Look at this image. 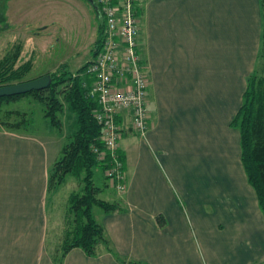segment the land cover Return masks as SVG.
I'll list each match as a JSON object with an SVG mask.
<instances>
[{
	"label": "crops",
	"instance_id": "crops-1",
	"mask_svg": "<svg viewBox=\"0 0 264 264\" xmlns=\"http://www.w3.org/2000/svg\"><path fill=\"white\" fill-rule=\"evenodd\" d=\"M142 2L150 122L120 139L126 187L103 198L118 208L94 214L111 249L55 260L63 223L52 227L48 184L63 146L0 129V264L264 263V212L231 124L258 62L260 0ZM5 16L12 26L17 13L7 5Z\"/></svg>",
	"mask_w": 264,
	"mask_h": 264
},
{
	"label": "trees",
	"instance_id": "trees-1",
	"mask_svg": "<svg viewBox=\"0 0 264 264\" xmlns=\"http://www.w3.org/2000/svg\"><path fill=\"white\" fill-rule=\"evenodd\" d=\"M260 5L262 15L260 49L262 51L263 47L264 55V0H260ZM3 6L0 8V13L6 19L5 7ZM97 10V13L99 12V15L97 14L99 34L93 44L92 57L101 46L105 28V20L99 11V6ZM136 10L139 15L143 12L141 6H138ZM19 48L20 45H17L14 53L6 54L0 60V83L7 84L16 80L22 81L23 76L31 70L33 66L31 60L16 66L20 53ZM259 54H261L260 50ZM88 62L79 68L75 74L63 65L59 66V70L50 73L52 81L49 87L42 89H48L52 92L51 99L45 97V101L48 103L46 116L51 119L52 123L61 125L59 124L60 119L57 112L62 111V114H65L63 112L66 106L65 103L76 117L72 139L63 145L59 159L50 166L52 171L49 174L48 189L54 188L55 181L57 185L62 184L68 174L74 175L82 183L79 191L71 192L68 195L63 230H61V234L58 233L56 242L52 243L53 247L50 249L57 262H62L68 250L73 247H81L87 254L92 256L100 252L101 245H104L108 250L111 249L105 228L94 215V207L99 206L106 211L118 208V203L98 196L101 188L95 185L93 179L94 167L101 165L105 170L111 163V156L110 153H107L109 157H106L104 161H100L98 154L94 151L95 147L105 149V145L100 138L101 126L93 114L97 108V102L87 95V88L83 85L87 79L81 72H84ZM63 81L69 82V89L63 95L64 100L58 96L56 91V85ZM32 92L35 96L42 97H40L41 90H33ZM21 95L23 94L0 97V116L2 112H5L7 117L14 114L21 116V119L12 121L10 126L14 130L20 127L19 125L24 121L25 113L15 109L2 110V102L6 98H15ZM2 121L5 124L9 122L8 119L7 121L2 119ZM231 124L240 131L242 162L249 181L256 189L260 206L264 212V76H258L257 70H254L248 76L242 104ZM117 155L123 160L120 150H117Z\"/></svg>",
	"mask_w": 264,
	"mask_h": 264
},
{
	"label": "rangeland",
	"instance_id": "rangeland-1",
	"mask_svg": "<svg viewBox=\"0 0 264 264\" xmlns=\"http://www.w3.org/2000/svg\"><path fill=\"white\" fill-rule=\"evenodd\" d=\"M1 1L4 2V6L2 5L5 7L4 11L6 6L10 5L17 16H14L16 20L12 26L10 23H6L8 20L5 19V26L2 24L3 26L0 27V60L6 54L14 53L16 46L20 45L16 66L28 60L33 63L31 70L23 76L22 81L53 73L59 70L61 65L75 74L91 59L93 44L99 34V23L94 10L90 9L85 0H0V4ZM142 1L144 0H139L140 5L143 4ZM20 2L27 5L25 13L21 12ZM58 11L63 16L60 20L57 17ZM139 17L142 23V14ZM260 52L254 70H257L258 76H264L263 47ZM14 82H19V80ZM0 85H4V83H0ZM68 85L69 82L67 81L56 85L57 94L62 100H64L63 95L69 89ZM40 93L41 98L35 96L32 91L15 98H6L2 102V110L15 109L25 113L24 121L15 130L42 137L50 144L52 152L55 144L53 142L57 141V145L61 143L63 146L72 139V132L75 130V115L65 103L66 106L63 109L65 114H62V111L57 112L61 125L52 123L51 119L46 116L48 103L45 101L46 96L51 99L52 92L48 89H41ZM67 113H69L68 116ZM20 117L15 114L7 117L5 112H2L0 129L14 130L10 125H12V121L21 119ZM6 118L9 120L8 124L2 121V119L7 121ZM51 171L52 168H50V173ZM93 179L95 185L102 189L98 193L99 197L105 198L107 191H113L114 188L108 186L110 184L104 177V170L101 165L94 167ZM53 187V189H48V210L50 208V220L54 221L52 227L56 225L59 217L64 223L67 209L66 197L71 192L79 191L82 183L77 178L74 179L73 176H70L69 179L67 175L62 184L57 185L55 181ZM117 190L121 193L124 192V189L119 190L117 188ZM103 211L99 206L94 207V214L97 217ZM61 230L63 229H59L57 233L61 234Z\"/></svg>",
	"mask_w": 264,
	"mask_h": 264
},
{
	"label": "built area",
	"instance_id": "built-area-1",
	"mask_svg": "<svg viewBox=\"0 0 264 264\" xmlns=\"http://www.w3.org/2000/svg\"><path fill=\"white\" fill-rule=\"evenodd\" d=\"M105 20L100 48L81 74L87 95L97 102L94 117L101 126L105 149L94 148L104 161L107 182L125 190L123 160L117 155L120 139L126 131L145 135L150 122L148 69L141 55L139 0H95Z\"/></svg>",
	"mask_w": 264,
	"mask_h": 264
},
{
	"label": "water",
	"instance_id": "water-1",
	"mask_svg": "<svg viewBox=\"0 0 264 264\" xmlns=\"http://www.w3.org/2000/svg\"><path fill=\"white\" fill-rule=\"evenodd\" d=\"M92 3H94L93 0H92ZM1 15L4 20V16L2 13H0V16ZM51 81H52L51 75L45 74L40 77L28 79L25 81H19V82L0 85V97L14 96L18 94L28 93L33 90H41V89L47 88L50 85Z\"/></svg>",
	"mask_w": 264,
	"mask_h": 264
},
{
	"label": "flooded vegetation",
	"instance_id": "flooded-vegetation-1",
	"mask_svg": "<svg viewBox=\"0 0 264 264\" xmlns=\"http://www.w3.org/2000/svg\"><path fill=\"white\" fill-rule=\"evenodd\" d=\"M87 3H88V5H89V7H90V9L91 10H94V12L97 14V9H98V5L96 4V1L95 0H93L94 1V3H92V0H85ZM3 5V2L1 1V4H0V8H1V6ZM0 11H1V9H0ZM4 25L5 24V19L3 20V18H2V15L0 16V27H1V25ZM2 25V26H3ZM5 26V25H4Z\"/></svg>",
	"mask_w": 264,
	"mask_h": 264
}]
</instances>
